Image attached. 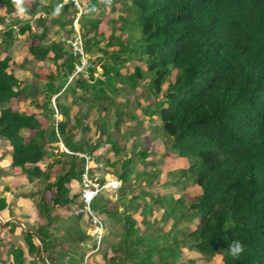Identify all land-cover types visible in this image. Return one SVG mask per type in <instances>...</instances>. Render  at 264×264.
<instances>
[{
	"label": "trees",
	"instance_id": "obj_1",
	"mask_svg": "<svg viewBox=\"0 0 264 264\" xmlns=\"http://www.w3.org/2000/svg\"><path fill=\"white\" fill-rule=\"evenodd\" d=\"M59 5V16H49ZM25 7L35 16L40 31L32 28L31 19L15 15L11 0H0V9H4L0 14L4 24L0 28V137L10 147L2 154H9L10 163L0 166V184L10 175H22L28 183H37L41 193L36 200L34 194L29 197L43 224L34 234L28 222L29 231L16 221L7 222L4 228L22 236L26 247H9L11 258L1 264H25L27 252L37 253L40 263L46 264L41 245L50 251L48 227L65 213L72 219L83 216L74 213L83 206L81 189L74 192L72 186L76 182L81 187L84 163L75 153L94 156L96 145L86 140L73 142L75 133L68 129L70 112L61 101L72 95V103L77 105L91 93L96 103L106 102L110 95L135 88L144 73L150 76V95L142 117L151 120L150 125L155 123L157 134L163 136V157L176 155L188 162L174 172L173 184L177 190L190 184L201 189L187 199L166 192L159 204L166 217H176L172 230L183 221L197 223L186 230L182 243L173 240L153 250L154 245L142 246L150 238L139 232L135 219L124 214L123 261L119 260L121 248L113 246L109 264H193L180 258L183 247L209 258L220 255L219 264H264V0H111L110 4L87 0L80 12L75 6L64 5L63 0H34ZM114 11L126 15L119 16L115 28L102 38V20ZM76 17L85 51L90 55L96 49L102 56L90 58L88 77L77 75L69 80L75 58L67 44ZM49 23L57 29L52 30ZM62 32L63 36L56 37ZM20 37L27 40L26 59L32 73L27 85L15 75L17 65L7 53L13 40ZM45 60L52 66L39 64ZM97 68L100 70L95 75ZM27 87L35 89L33 99L37 91L46 95L36 110L21 106L28 98ZM54 95L56 110L64 119L54 118ZM59 142L72 153L59 151ZM114 152L118 155L121 149L114 147ZM147 153L146 147L139 152L142 158ZM48 160L51 162L44 166ZM110 160L106 158L105 163L114 166ZM132 161L124 159L121 172H116L123 194L129 191L125 184L134 171ZM150 164L152 170L143 167L134 180H154L156 161ZM99 181L103 182V177ZM3 189L11 191L8 185ZM139 197L137 192L131 200ZM96 199L92 208L97 213L112 214L108 206L98 209ZM8 201L0 193V214L6 217L12 207ZM90 226L96 235L94 225ZM232 240L246 245L238 258L228 254ZM2 242L0 236V245ZM95 246L96 242L91 251ZM133 249L135 253H131ZM66 255L52 260V264H81L83 260V256L78 260Z\"/></svg>",
	"mask_w": 264,
	"mask_h": 264
},
{
	"label": "rangeland",
	"instance_id": "obj_2",
	"mask_svg": "<svg viewBox=\"0 0 264 264\" xmlns=\"http://www.w3.org/2000/svg\"><path fill=\"white\" fill-rule=\"evenodd\" d=\"M79 7L83 9L87 0H76ZM103 3V0H99ZM66 4L69 8L74 5L73 0H69ZM108 10V7H105ZM4 12V9H0V14ZM119 11L108 12L103 18V23L101 24V29H105L102 38H106L111 30L115 28L119 22V16L126 15ZM59 16L54 12H51L49 16ZM42 16H46L45 13ZM34 15L27 12V15L23 17V20L31 19L32 28L40 31V27L36 26V18ZM55 17V16H54ZM52 30L57 29V25L49 23ZM79 28V23L76 24ZM4 24L0 22V28H3ZM100 33V32H99ZM101 34V33H100ZM127 32H125L126 36ZM58 36H63V32ZM101 38V35L98 34ZM1 40V32H0ZM103 46V45H102ZM26 39L20 37V39H15L11 43L8 49L15 59L14 64H20V76L27 78L29 76L28 68H21V64L29 65V62L25 56ZM89 58H95L97 56H102V53L96 49L92 50ZM46 68V67H44ZM97 68V72H99ZM175 72V71H174ZM173 72V73H174ZM144 77L141 78L136 84L135 88L131 89L127 87L124 91L116 95H110L109 100L106 102L96 103L93 99L91 93L87 94V97L81 103L74 105L72 103V95H68V99H63L61 105L68 108L70 112L68 129L75 133L73 142H85V140L91 145H96L95 155L93 156V161L91 166L93 167V173L95 178L99 181L103 177V181L118 179L116 172H121V164L124 159L131 158L133 173H131L127 185L128 192L122 193L120 189L115 191H109L102 193L104 196H98L95 203L99 206L98 209L108 206L112 214L109 213H99L98 216L103 220V230L101 231V241L98 247L92 250L94 242H96V236L92 234L91 223L88 217L83 215L79 219H72L66 213L59 219V222H54L53 225L49 226L50 235V251L46 252L44 248H41V255L46 264H52V260H56L58 257L67 254L66 256L73 255L74 257L80 259L83 256V260L80 261L81 264H109V258L114 256L112 247H116L120 250V261H123L122 255L123 250L126 247L123 246L121 242L124 234L122 231L123 226V215H128L130 219L136 220V225L139 228L140 233H144L150 238L148 244H143L142 246H153V250H158L166 245V242H171L176 240L178 243H182L185 236L186 230H191L195 227L197 220H193L190 223L183 221L181 225L172 230V223L175 220V216H165L164 209H161L159 204L160 198L166 192H172V194L177 198L180 195H185L186 199L188 196H194L201 192V189L196 184H190L184 190H177L176 185L173 182L176 180L175 171L186 167L188 162L184 158L174 157H163L162 152L164 150L163 146V136L157 134V125L155 123L150 125V121L145 117H142V109L147 103V97L150 95L148 88L149 75L144 73ZM171 78V77H169ZM168 78V79H169ZM28 79V78H27ZM29 84V80H27ZM43 87V86H40ZM165 85H163V88ZM26 90V95L28 100L22 105L24 109L36 110L37 104L42 103L46 99L45 94H41L37 91V98L31 100L34 90H30L29 87ZM41 89V88H40ZM39 89V90H40ZM54 96H52V104L54 102ZM112 100V104L109 101ZM105 106V107H104ZM56 119L61 120L64 117L60 114L56 116ZM156 119H153V122ZM152 126V127H149ZM117 137V140L115 138ZM84 140V141H83ZM0 150L8 153L10 147L8 141L5 138L0 137ZM59 151L63 150L62 142L58 143ZM85 146V144L83 143ZM114 147H119L121 152L116 155L114 152ZM146 147L148 150L147 157H140V150ZM106 158H110L113 165L105 163ZM162 158V159H161ZM3 159V158H2ZM163 160L159 162L158 160ZM4 160V159H3ZM98 160V162L96 161ZM110 160V161H111ZM156 161V168L154 171L156 173L155 179L144 180L142 177H138L136 180V172L143 170H152V162ZM51 160H48L44 166H47ZM12 185L11 191H6L3 189V183L0 184V193L8 194V204H10L11 211L9 212V217L0 214L3 220L11 219V221L17 220L20 222L22 228H27L26 222L31 227V231L34 230L39 224H43V220L37 217V209L34 205L32 199H30V194H34V200L38 198L41 193V187L38 184L28 183L24 177H19ZM120 182V181H119ZM121 183V182H120ZM122 184V183H121ZM135 184V185H134ZM142 184V186H140ZM141 187V188H140ZM72 189L77 191L81 189L79 184L73 183ZM145 189V192L142 191ZM139 193L140 197L136 201L131 200L132 194ZM105 197V199H103ZM181 208V205L178 204ZM6 215V213H5ZM116 218H119L117 221ZM0 220V236L3 238L2 245H0V264L6 262L11 257L9 255L10 248L12 246H23L26 247L22 236L12 235L9 227H5L6 223ZM157 222H156V221ZM159 228V230H157ZM35 234V233H34ZM94 236V237H93ZM38 240V239H37ZM39 241V240H38ZM152 242V243H151ZM41 247H43L41 245ZM102 247V248H101ZM122 247L124 248L122 250ZM140 247V246H139ZM131 253H135L134 249ZM180 258H186L185 262L193 261V264H219L221 260L220 255H215L212 258L202 256L194 251H187L184 247L179 253ZM165 258V254L163 255ZM157 258V256H154ZM58 260V259H57ZM125 264H130L129 261H124ZM180 263V262H179ZM25 264H41L37 253H26V263ZM153 264H158L153 263Z\"/></svg>",
	"mask_w": 264,
	"mask_h": 264
},
{
	"label": "built area",
	"instance_id": "obj_3",
	"mask_svg": "<svg viewBox=\"0 0 264 264\" xmlns=\"http://www.w3.org/2000/svg\"><path fill=\"white\" fill-rule=\"evenodd\" d=\"M74 1L75 7L81 11L76 0ZM78 23L77 17L73 21V34L71 38L68 40V49L71 55L75 58L74 63V71L69 78V80L73 76L82 75L83 77H88L89 68L92 65L88 53L84 49L83 37L80 32V29L77 28L76 24ZM55 107V106H54ZM56 110V107H55ZM57 113V110L55 111ZM63 151L67 153L70 152L64 145H62ZM79 157L84 159V163L81 166V197L83 201V206L75 209V214L86 215L91 224L95 227L96 232V248H99V244L101 241V231L103 230V220L98 216V213L92 208V203L94 200L102 193L118 190L121 186V183L118 179H111L109 181L105 180L103 182L98 181L95 176L92 177L91 171H93V167L91 166V162L93 161V156L87 153H75ZM94 174V173H93Z\"/></svg>",
	"mask_w": 264,
	"mask_h": 264
},
{
	"label": "crops",
	"instance_id": "obj_4",
	"mask_svg": "<svg viewBox=\"0 0 264 264\" xmlns=\"http://www.w3.org/2000/svg\"><path fill=\"white\" fill-rule=\"evenodd\" d=\"M64 5H66V4H64ZM16 39H18V38H16ZM20 39V38H19ZM26 39V38H25ZM68 45V44H67ZM26 47H27V40H26ZM68 48V47H67ZM8 53V52H7ZM25 53H26V48H25ZM10 56H11V58H12V61H15V59L13 58V56L10 54V53H8ZM25 56H26V54H25ZM28 61V60H27ZM39 64H42V66L43 67H46V68H48L49 66L51 67L52 66V64H51V62L49 61V60H45L44 62H40ZM17 65V70H15V75L17 76V77H19V78H21L22 80H24V82H26V85L28 84V82H27V80H31V78H32V73H31V69H30V67H29V65H26V64H21V68L23 67V68H28L29 69V76H27V78H25V77H23V76H20V64L18 65V64H16ZM53 68V67H52ZM30 83V82H29ZM58 95V94H57ZM55 97H56V95H54V102H53V107L55 106L56 107V101H55ZM28 100V98H26V100L22 103V105H25L24 103L26 102ZM31 100H34L33 98H31ZM52 102V101H51ZM21 105V106H22ZM23 107V106H22ZM59 113L57 112V113H55L54 114V118L56 119V116L58 115ZM60 116H61V114H60ZM56 120H58V119H56ZM0 144H2V142H0ZM3 154V151L2 150H0V155L2 156L1 157V159H0V166H3V167H7L8 166V164L10 163V156H9V154H4V155H2ZM4 160H3V159ZM19 177H24V176H22V175H14V176H9V178H8V180H6L4 183H3V186H5V185H8V186H10V188L12 189L13 187H12V185H14L15 184V180L17 179V178H19ZM25 178V177H24ZM26 179V178H25ZM26 181H27V179H26ZM120 181V180H119ZM28 182V181H27ZM121 182V181H120ZM132 184V186H133V183H131ZM131 184H127V185H131ZM127 185H125V186H127ZM135 185V184H134ZM2 186V187H3ZM9 194V193H8ZM8 194H4L6 197H7V199H8ZM7 218V217H6ZM9 219V218H8Z\"/></svg>",
	"mask_w": 264,
	"mask_h": 264
},
{
	"label": "clouds",
	"instance_id": "obj_5",
	"mask_svg": "<svg viewBox=\"0 0 264 264\" xmlns=\"http://www.w3.org/2000/svg\"><path fill=\"white\" fill-rule=\"evenodd\" d=\"M34 0H11V4L15 10V15L17 17L23 18L27 15L26 3L31 4ZM69 0H64V3H68ZM105 4H110L111 0H103ZM62 5L57 6L55 14L59 15ZM228 254L233 258H238L246 251V245L239 240H232L228 246Z\"/></svg>",
	"mask_w": 264,
	"mask_h": 264
},
{
	"label": "water",
	"instance_id": "obj_6",
	"mask_svg": "<svg viewBox=\"0 0 264 264\" xmlns=\"http://www.w3.org/2000/svg\"><path fill=\"white\" fill-rule=\"evenodd\" d=\"M0 220H3L2 218H1V216H0ZM9 221H11V219H5V220H3V222L4 223H7V222H9ZM14 221H16L17 223H19L20 224V222L19 221H17V220H14ZM25 231H29L27 228H23ZM42 249H43V247H41Z\"/></svg>",
	"mask_w": 264,
	"mask_h": 264
}]
</instances>
